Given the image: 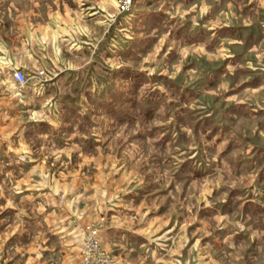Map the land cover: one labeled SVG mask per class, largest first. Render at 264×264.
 <instances>
[{
    "label": "crops",
    "instance_id": "0c3cea01",
    "mask_svg": "<svg viewBox=\"0 0 264 264\" xmlns=\"http://www.w3.org/2000/svg\"><path fill=\"white\" fill-rule=\"evenodd\" d=\"M114 6L111 0H0V114L42 116L21 121L11 138L0 135V160L13 168L12 176L38 179L41 172L35 176L32 168L45 157L41 148L51 147L69 163L96 162L105 156L100 150L82 154L103 147L101 133L112 115L144 113L153 132L163 129L153 120L165 112L170 117L162 124L176 132V139L195 136L184 144L176 140L185 148L182 155L177 152L181 158L167 157L174 179L214 182L201 189L198 202L188 188H147L138 172L126 183L123 172L114 192L70 185L65 194L59 181L64 189L57 198L45 182L33 183L18 190L31 211L38 207L29 225L43 228L44 243L52 241V249L60 245L55 251L72 253L88 217L106 210L99 236L114 264H190L188 225L206 234V216H214L223 223L218 237L205 239L217 251L215 258L240 259L244 248L239 253L234 248L242 242L243 257L256 260L264 250V0H134L131 12H118L111 21ZM229 10L234 16L221 21ZM13 70L23 72V85L13 80ZM122 80L135 83L134 97L111 87ZM119 94L126 101L111 113L110 100ZM243 119L251 126L238 125ZM23 132L39 142V154L25 149ZM155 165L152 161L148 168ZM243 173L246 186L226 191L223 180ZM71 174L60 172L62 178ZM136 179L138 184L129 187ZM82 190L107 194L102 208H92L83 196L78 200ZM113 194L119 197L110 202ZM63 197L75 209L64 216L55 204ZM235 227H243L242 234ZM227 229L234 239L230 251ZM261 259L264 264V252Z\"/></svg>",
    "mask_w": 264,
    "mask_h": 264
},
{
    "label": "rangeland",
    "instance_id": "374dc122",
    "mask_svg": "<svg viewBox=\"0 0 264 264\" xmlns=\"http://www.w3.org/2000/svg\"><path fill=\"white\" fill-rule=\"evenodd\" d=\"M111 1L115 5L113 9H111V13L114 14V16L111 18V21H113L115 19V14H117L118 12L120 13L121 11L116 3V0ZM226 6L230 10H232L233 8H230L228 3L226 4ZM230 10L227 12V14L222 15L221 21L228 22L230 17L234 16V11ZM222 14H224V12H222ZM134 85L135 83H133L132 81L127 83L126 80H122L121 83L113 84L111 85V87L114 86L115 90H121L123 94H127L126 98H131L132 96L134 97ZM211 90H216V87H213ZM121 96L122 94H119L118 98H115V96L110 100L109 111L111 113L112 111L114 112L115 110H119L122 105L121 103L126 101V98H122ZM118 116L119 119H116L112 115V117H110L108 121V124L106 125V131L104 133H101V138H105L103 147L96 149V151L94 150L92 152H83L82 154V157H86V155H88L89 157L91 155H96L97 151L100 150L99 152L105 155L102 160L98 159V161L96 162L85 163L84 159H81L80 162H77V164L74 162L69 163L68 159L65 158L63 154H61L60 152H55L51 147L41 148L40 155H45V157H43L40 162H34V167L32 168V171L35 172V176H37V172H41V174H38V176L40 175L41 178L38 177V179H29L27 177L20 178L16 177V175L12 176L11 172L13 171V168L9 167L8 163H5V160H0V264H79L83 260V241L89 235L91 228L95 227L98 229L96 238L99 244V251L97 255H101L106 259L105 264H114L113 261L115 259L113 255L102 248L99 236L100 231L103 227L102 223L107 219L106 210L96 211L93 214L92 218H90V216L88 217V220L90 222L86 225L84 230L85 232H83L81 236H77V238L80 237L76 243V245L78 246V251H72V253L61 252L60 250L55 251V249L60 245H56V248L52 249L54 247V243L52 241H49V243H44V239L41 236L42 232H40L41 230H43V228L40 227V230L38 231L37 227L30 226L28 221L29 216H34L35 214H37L38 207L31 211L32 206L30 208V205L25 204L26 198L23 197L24 195L21 194V192H18L20 188L29 187L33 183L37 184L38 182H45V184H47V190L53 193L51 194V196H55L57 198V196L61 195V192L64 189H59V186H57V183H59V181L63 182L65 187H67L65 194L70 192V185H76L77 187H79L78 185H80L84 189L92 187V190H97L100 187H107L110 191H113L116 186L120 185L119 183L121 182V180L119 177L123 174V172V175H128L125 183L127 181H130L129 179H131L134 174L138 172V177H140L141 179V185L153 189L173 186L183 189L188 188L190 192H193L192 196L194 197L195 195V198L197 197V200L195 202H198V198L201 197L198 194L201 192L202 188L204 190H209V186L212 184V182H214L213 179L202 180L193 177V179H188L187 182H178V180L174 179V177L172 176V160L170 158L167 159V157H171L170 155H173V157L175 158H181L177 154V152H182L183 150H185V148L180 146L178 147L176 143L177 141L182 140L184 144L188 139L194 140L195 136H193L190 131L186 132L187 134L191 133L190 136H187L186 138L178 137V139H176V132L169 130L168 126H163L168 117H170L165 112H163L162 114H157L155 119L153 120V122L156 123L161 122V126L163 127V129L160 130L158 128L157 131L154 130L153 132L149 129L151 126V124L149 125V118H146V114L144 113L132 116V114L128 112L125 115L121 113ZM39 117L42 116L28 117L21 115L12 116L0 114V135H3L4 137L8 136L11 138L10 135L12 134V130L16 132L18 124H20L21 121L26 122L27 120L38 119ZM133 117H136V120L134 122L132 121ZM239 124L244 128L250 127L252 123L246 121V119H243L238 123V125ZM255 124L257 125L256 121L253 122L254 126ZM241 129L242 128L237 127V131L240 130L239 132L246 134L244 131L242 132ZM261 133V131L259 133L257 132L258 135L256 136V139L259 141L261 140ZM14 134L16 135V133ZM45 134L50 138L52 136L49 132H46ZM199 134L203 136L201 132ZM16 138L17 137L14 136L15 140ZM19 138H21L20 140L22 143H27V146L25 147L26 150L35 151V153L39 154V142L37 140L31 139L30 137L29 139L24 132L19 135ZM47 144V146L50 145V143ZM160 144L163 146H160ZM183 153L184 152L180 153V155H182ZM152 161H155L156 165L152 170H150L148 166ZM62 170L71 172V176L65 175V177L62 178V176L60 175V172ZM43 172H47V174L43 176ZM156 177L159 178L155 181ZM244 177L245 173L240 174L239 176H237V178H226L223 180L225 182V184H223V187H225V190L227 191V189L231 185H233L235 188H238L240 185L246 186L243 179ZM69 181L72 182V184H70ZM139 181V179H136L135 181L132 180L129 183V187L137 185ZM66 183H68V186H66ZM81 193L82 195L78 198V200L81 199L82 196L85 197L86 201L90 204V206H92V208L94 207V204H98V206H101L102 208L101 199L107 197V194L103 195L99 193H93V191H88L87 193V191L84 192L82 190ZM239 193V191L236 192L235 196H237ZM243 193H245V190H243ZM161 196L163 197V195ZM22 197L23 201L21 199ZM115 197L117 198L119 196L113 194L110 202H112V199H115ZM178 197L179 196H177V198ZM243 197H248L247 193H245ZM193 202L194 200L191 199V204ZM69 203V200L64 197L62 199H55V204L59 205V207L62 208L61 214L63 216L65 214H70V210H72V212L75 210L73 208H70L71 206L69 205ZM79 203L74 202L73 207L75 208L77 206V208H79ZM147 204L149 205V203ZM149 207H152V205H150ZM220 212H222L223 214L226 213L225 210ZM189 215H191L192 217V215H194V212L192 211L191 213H189ZM242 218L243 216L239 217V215L237 217V219ZM214 219H216L214 218V216H206V234L202 233V229L199 230L197 227L193 226L192 222L191 225H188L190 234V264H262L261 256L264 250L261 252V255L259 254V258H257L256 260H253L252 258H245L243 257L246 254L245 245H240V243L242 242L237 243L239 245L235 246L234 248V252L237 253H239L240 250L244 248V251H242L241 253L242 257L240 259L230 258V256L228 258L223 257L222 260H220L219 258L216 259L215 256H217V251L214 249L213 244L207 241V238L205 239V237L210 234L218 237V225L221 226L223 223L214 221ZM186 220L187 217L184 219V221ZM186 223L187 222L184 223L185 229ZM238 229L239 233L242 234L244 228L240 227ZM225 234L227 236H222V238H226V241L224 242L227 245L226 248L229 250L230 247L228 245L230 242L232 243L234 239L229 237L230 232L228 229ZM197 237L199 239H197ZM46 246L47 248H50L48 253L44 251ZM76 252L78 253V256L74 255L76 254Z\"/></svg>",
    "mask_w": 264,
    "mask_h": 264
},
{
    "label": "built area",
    "instance_id": "2783aa9c",
    "mask_svg": "<svg viewBox=\"0 0 264 264\" xmlns=\"http://www.w3.org/2000/svg\"><path fill=\"white\" fill-rule=\"evenodd\" d=\"M134 0H116V3L121 12H131L133 7ZM2 27V23L0 21V30ZM12 78L16 81L19 85H23L26 82V77L20 70H13ZM97 228H91L89 235L84 239L83 243V260L79 264H105L106 259L101 256L97 255L99 251V244L96 238ZM95 262V263H92Z\"/></svg>",
    "mask_w": 264,
    "mask_h": 264
},
{
    "label": "clouds",
    "instance_id": "9594fccd",
    "mask_svg": "<svg viewBox=\"0 0 264 264\" xmlns=\"http://www.w3.org/2000/svg\"><path fill=\"white\" fill-rule=\"evenodd\" d=\"M129 2H130V0H129Z\"/></svg>",
    "mask_w": 264,
    "mask_h": 264
}]
</instances>
